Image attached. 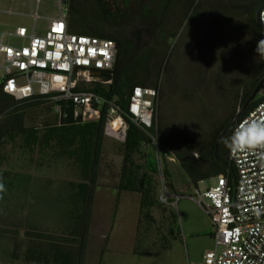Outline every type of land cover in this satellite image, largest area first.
<instances>
[{
  "label": "rangeland",
  "instance_id": "obj_1",
  "mask_svg": "<svg viewBox=\"0 0 264 264\" xmlns=\"http://www.w3.org/2000/svg\"><path fill=\"white\" fill-rule=\"evenodd\" d=\"M0 1V25L5 22L30 25L39 10L54 16L60 13V0H41L39 6L32 0H14L11 5ZM246 1L179 0L172 5L161 24L156 20L143 24L147 20L143 17L133 28L138 49L122 66L136 83L147 64L144 82L159 89L155 110L157 136H169H163L168 143L163 147L170 151L168 161L175 186L183 194L178 204L173 200L166 207L161 205L155 209L154 215L162 226L167 227L164 208L175 209L181 237L173 243L171 250L160 249L162 242L157 228L147 223L139 224L140 195L137 193L123 194L115 215L118 191L114 185L118 182L122 164L121 144L125 127L123 124L116 132L118 129H113L109 122L99 169L101 186L92 213L87 264H116L117 250L126 251V260L122 257L121 262L131 264L130 257H137L135 246L160 252V256L138 252L140 260L136 263L134 259L133 264H207L206 252L213 247V225L193 197L215 183L219 170L196 186L172 151L183 152L181 146L188 140L213 135L217 130L214 124L220 125L233 113H238L245 98L254 94H251L250 86L264 72V55L256 52L258 40L255 33L242 27L250 18ZM140 3V0H120L122 9L124 4L129 7L130 17L140 11ZM43 21L48 22V19L38 24L42 25ZM233 29L237 36L227 40L226 36L231 33L228 31ZM262 96L263 90L254 100ZM58 110L56 108L55 114ZM51 116L55 120V116ZM44 120L43 114L29 115L24 124L28 129L11 133L7 161L0 165V178L6 189L0 193V202L12 205L15 210L34 203V207L41 206L43 212H59L58 217L44 218L45 223L48 226L49 223L59 224L57 227L61 233L69 228L71 232L75 229L77 234L82 231L83 216L88 210L86 200L97 125L82 122L63 125L55 120V126L51 127L46 126ZM191 159L203 167H211V160L199 148H195ZM13 208L9 214L0 217L2 225L24 231L39 229V218L19 215ZM66 208H70V216L68 211L65 215ZM28 239L25 232L20 235L0 234V264H26L19 257L7 260L4 252L13 256L14 246L21 248ZM6 244L12 247L6 248Z\"/></svg>",
  "mask_w": 264,
  "mask_h": 264
},
{
  "label": "built area",
  "instance_id": "obj_2",
  "mask_svg": "<svg viewBox=\"0 0 264 264\" xmlns=\"http://www.w3.org/2000/svg\"><path fill=\"white\" fill-rule=\"evenodd\" d=\"M12 4L14 0H4ZM41 0H38V6ZM65 0L60 1V14L48 16L50 24L39 25L45 18L39 10L35 25L3 23L0 25V77L4 91L17 100L43 94L53 100L66 99L74 103V118L82 123L99 120L103 106L109 104V122L120 119L126 124L117 101L101 94L75 91L80 77L91 79L94 70L114 68L119 46L115 39L73 31ZM1 9V1H0ZM48 15V14H47ZM264 30V6L261 14ZM159 89L137 84L130 103L133 121L151 136L150 145L157 151L159 162L163 153L159 136L150 132L155 125V110ZM253 117L264 120V98L242 121ZM234 128V129H235ZM113 129L119 132V128ZM237 176L223 172L213 185L193 197L209 215L213 225V247L206 252L207 264H264V150L236 152L230 150ZM160 162V163H161ZM161 168L160 200L178 204L183 194L174 193Z\"/></svg>",
  "mask_w": 264,
  "mask_h": 264
},
{
  "label": "trees",
  "instance_id": "obj_3",
  "mask_svg": "<svg viewBox=\"0 0 264 264\" xmlns=\"http://www.w3.org/2000/svg\"><path fill=\"white\" fill-rule=\"evenodd\" d=\"M140 1V11L131 17L130 14L128 16L129 7L124 4V8L122 9L120 0H65L64 3L69 10L70 22L74 28L73 31L113 38L118 43L119 53L114 68L111 70H94L90 80L83 76L80 77L74 90L98 93L106 98L117 101L125 120L126 130L124 140L121 144V169L118 175V182L114 185V188L118 191L115 215L121 206L123 194H139V224L141 223L143 225L147 223L150 226H155L162 242L160 249L166 251L170 250L172 243L181 237L178 227V215L175 213V209L164 208L165 219H162L165 222L167 219V227L165 224L162 226L160 220L154 215L155 209L161 205L166 207L170 204H165L160 200L161 168L157 153L150 145L152 141L151 136L138 127L133 121V114L130 111L134 88L140 80L137 77V81L134 83L122 65L125 61L130 60L136 52L138 39L132 35H134L133 28L137 26L139 19L143 17L147 19L143 24L152 23L155 20L158 21V24H161L172 5L179 0ZM154 2L157 4H153ZM246 2H248L247 12L250 17L249 27L251 28L256 23L255 12L257 8L264 5V0H247ZM74 20L78 22L77 25H75L76 22H73ZM236 34V32H231L230 35L226 36L227 40L233 39ZM255 37L258 41L260 38L264 39V35ZM263 79L264 72L256 81H252V85L250 84V88L252 89L251 94ZM3 84L4 78L0 77V165H3L7 160V145L11 133L27 130L28 128L24 124L27 122L29 115L43 114L46 126L53 125L55 120L63 125L81 123V121L74 118V103L72 101L66 99L53 100L50 96L43 94H36L24 100H17L13 95L4 91ZM262 90L264 91V87ZM251 97L252 95H249L245 98L241 110L238 113H233L228 120L222 122L220 125L215 123L214 126L217 130L213 135L188 140L186 142L187 144L181 146L183 152L172 151L196 186L201 181L210 178L212 173L219 169H222L223 172L228 173L231 177L237 176V170L234 163L230 160V155H222L228 149L225 146L224 140L226 137L232 135L237 121L231 126L229 132L221 141L220 136L238 114H240V117L247 115L264 98L262 96L259 99L251 100ZM56 108H59V110L55 114ZM109 110V104H105L99 120L87 123H96L97 138L90 167L91 183L86 200L88 210L83 216L82 231L79 230L75 236L71 237L35 230L25 231V235L32 239L77 245V264H87L92 213L95 206L97 190L101 186L99 182L101 174L99 169L107 142L106 132L109 123ZM52 114L55 116V120L52 118ZM32 127L34 126L31 125ZM150 132L157 135L155 125L150 128ZM159 136L161 150L163 152L167 151L168 149L163 147V144L167 145L168 143L165 142L163 136L166 138H169V136L165 134L163 136L159 134ZM195 148L202 150L204 156L211 160V167H203L192 161L191 157L194 154ZM162 172L173 192L180 193L175 186L173 173L168 158L164 156V153L162 158ZM22 232L20 228L0 225V234L20 235ZM137 251L142 255L160 256V252H153L152 250L143 249L139 246H137Z\"/></svg>",
  "mask_w": 264,
  "mask_h": 264
},
{
  "label": "crops",
  "instance_id": "obj_4",
  "mask_svg": "<svg viewBox=\"0 0 264 264\" xmlns=\"http://www.w3.org/2000/svg\"><path fill=\"white\" fill-rule=\"evenodd\" d=\"M32 3L37 4L38 0H32ZM47 14H44L45 18L43 20H45V19L47 20L48 16L57 17V16H59L60 13L57 16L56 15L55 16L51 15L48 12H47ZM5 23H9V22H5ZM14 24H18V23H14ZM41 24H42V26H43V24L48 26L50 24V21L48 19V22H44L43 21ZM34 25H35V20H34V22H32L30 25H27V26L32 27ZM147 67H148L147 64H145L144 71H142L141 75H139V77H138V79L140 80L138 82V84H140V85L150 86V85H147L144 82V77H143V73L145 72ZM152 87H155V86H152ZM54 126L55 125H52L51 127H54ZM229 153H230V150L228 148L227 150H225L222 153V155L229 156L230 155ZM159 164H160V167H162L160 162H159ZM169 164H170V162H169ZM222 172H223V170L219 169V171L215 175V181H216V177L219 174H221ZM215 173H216V171H215ZM212 176H214L213 173H212L211 177ZM34 205H35L34 203H32V204L30 203L27 206H24V207H27V209L24 208V207L16 209L17 210L16 213H18L19 215L29 216V217L32 216V218H36V219L39 218V220L37 221L39 229L35 228V229H27V230H35V231L46 232V233H53V234H58L59 233L60 234L61 231L58 230V227H59L58 225L59 224L57 225V223H56V225L58 227L54 226V225H52L50 223H49V226H48L45 223L46 221L44 219L46 217H51V216H57L58 217L59 212L57 213L54 210L43 212L41 206H39L36 209L34 207ZM45 207H48V206L46 205ZM12 208H13L12 205H9V204L4 205V204H2V202H0V217H4L6 213L9 214L10 211H12ZM139 208H140V204H139ZM45 209H48V208H45ZM16 210L14 209V211H16ZM55 210L56 211H61V209H59V208H56ZM64 211H65L64 212L65 215H66V212L68 211V215L70 216V212H71L70 208H66ZM16 216H18V215H16ZM68 220L69 221L67 222V224L70 225L71 224V220L70 219H68ZM139 220H140V216H139ZM62 222H63V220H62ZM0 225H2V223H0ZM3 226H8V225H3ZM10 227H13V226H10ZM56 227H57V229L54 230ZM27 230H25V231H27ZM22 231L25 232L24 230H22ZM63 232H65V233H61L60 235L69 236V237L76 235V230L75 229H73L72 232H71L69 230V228L68 229L65 228ZM54 243H56V242H50V241H44V240L40 241V240H36V239H30V237H29V239L27 241H25L21 245V248L20 247L16 248L14 246L13 249L15 250V252H14L13 256L9 257V256H7L8 254L6 252H4V253L6 255L7 260H8V258H11V260H17L15 258L19 257V259H21L26 264H32V262H35V263H38V264H77V255H78V246L77 245H74V244L71 245V244H68V243H56V245H55ZM173 243H172L171 249L174 246ZM53 244L55 246H52ZM5 247L6 248L7 247L11 248L12 246L9 247V245L6 244ZM54 248H55V251H54ZM107 248L110 249L111 247H107ZM70 249H71V251H70ZM135 250L137 251V246H135ZM126 253H127L126 251L117 250V252H116V255H117L116 264H124V263L121 262V258L123 257L122 260L125 261L126 259H125L124 256L126 255ZM135 256H137V257H134L133 255L130 257L131 264H133V262L135 260H137L136 263L139 262L138 260H140L139 258L141 256L138 253V251H137V253H135ZM128 257L129 256H127V258ZM154 258L157 259V258H160V257H154ZM130 262H128V263H130Z\"/></svg>",
  "mask_w": 264,
  "mask_h": 264
},
{
  "label": "clouds",
  "instance_id": "obj_5",
  "mask_svg": "<svg viewBox=\"0 0 264 264\" xmlns=\"http://www.w3.org/2000/svg\"><path fill=\"white\" fill-rule=\"evenodd\" d=\"M256 52L264 55V39L257 42ZM225 146L236 152L264 150V120L250 117L241 122L224 140ZM6 191L0 178V193Z\"/></svg>",
  "mask_w": 264,
  "mask_h": 264
},
{
  "label": "water",
  "instance_id": "obj_6",
  "mask_svg": "<svg viewBox=\"0 0 264 264\" xmlns=\"http://www.w3.org/2000/svg\"><path fill=\"white\" fill-rule=\"evenodd\" d=\"M264 6V5H263ZM263 6H261L257 12V20L259 25L262 27L261 25V19H260V14L262 11ZM264 87V79L260 82V84L258 85V87L256 88V90L254 91V94L251 97V100H253L256 95L263 89ZM240 118V114H238L232 121L231 123L225 128V130L222 132L221 136H220V141L223 139V137L229 132L231 126Z\"/></svg>",
  "mask_w": 264,
  "mask_h": 264
},
{
  "label": "flooded vegetation",
  "instance_id": "obj_7",
  "mask_svg": "<svg viewBox=\"0 0 264 264\" xmlns=\"http://www.w3.org/2000/svg\"><path fill=\"white\" fill-rule=\"evenodd\" d=\"M258 10H259V8H257V10H256V12H255L256 23H254V26L251 27V28L249 27V20H250V18H249L247 21H245V23H243L242 27H243L244 29H246V28H250V30H252V31L255 33L256 36H259V37H260V36H263V35H264V30H263V28L259 25L258 20H257V12H258ZM236 27H237V26H234L235 29H236ZM235 29H233V31H228V32H236ZM228 32H227V34H228ZM133 36H135V35H133ZM235 36H237V35H235Z\"/></svg>",
  "mask_w": 264,
  "mask_h": 264
},
{
  "label": "bare ground",
  "instance_id": "obj_8",
  "mask_svg": "<svg viewBox=\"0 0 264 264\" xmlns=\"http://www.w3.org/2000/svg\"><path fill=\"white\" fill-rule=\"evenodd\" d=\"M120 123H121V120L118 119V120H116V121L113 123V126H114L115 128H120Z\"/></svg>",
  "mask_w": 264,
  "mask_h": 264
}]
</instances>
